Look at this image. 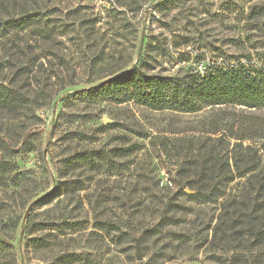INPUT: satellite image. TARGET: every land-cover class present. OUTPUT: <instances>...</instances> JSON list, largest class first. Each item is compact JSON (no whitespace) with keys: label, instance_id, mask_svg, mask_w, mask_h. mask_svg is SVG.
I'll use <instances>...</instances> for the list:
<instances>
[{"label":"rangeland","instance_id":"1","mask_svg":"<svg viewBox=\"0 0 264 264\" xmlns=\"http://www.w3.org/2000/svg\"><path fill=\"white\" fill-rule=\"evenodd\" d=\"M41 1L45 13L55 8L72 25L48 42L23 38L42 53L34 66L43 65L38 75L50 103L33 119L0 114V166L12 172L0 189V229L20 220L10 242L17 264H264L263 239L260 245L256 234L244 225L234 230L226 218L225 235L217 230L222 200L187 202L178 167L160 152L165 138L208 142L220 159L231 153L236 141L225 136L222 145L220 134L209 133L210 111L181 116L74 97L143 62L152 73L173 76L203 74L222 61L258 63L264 0ZM247 147L264 166V140L243 142ZM244 182L236 176L227 196ZM256 216L252 230L262 228ZM258 216L264 223V211Z\"/></svg>","mask_w":264,"mask_h":264},{"label":"trees","instance_id":"2","mask_svg":"<svg viewBox=\"0 0 264 264\" xmlns=\"http://www.w3.org/2000/svg\"><path fill=\"white\" fill-rule=\"evenodd\" d=\"M41 2L44 4L45 0ZM17 8L20 11L12 14L11 10ZM47 11L45 13L39 7V0L17 3L0 0V77L7 75L5 80L0 78L2 116L8 113L17 119L26 112L33 119L36 117L34 112L51 101L44 91L45 80L38 75L43 65L39 71L34 66L42 53L23 41L27 37L48 42L52 36L59 35L58 32L63 35L72 25L70 18L58 19L55 8ZM33 54L34 57L30 58ZM248 62L222 61L208 64L203 74L189 70L174 76L152 73V67L143 62L140 68L100 81L96 87L81 90L74 97L80 100L107 98L119 105L134 103L149 112L181 116L210 111L215 127L209 133L220 134L218 141L222 145L228 144L225 136L236 141L231 153L227 151L220 159L217 148L208 142L193 144L165 138L159 142L160 152L178 167L180 195L187 202L207 205L222 200L217 230L225 235L221 220L226 218L234 230L244 225L249 236L256 234L261 245L264 223L258 214L264 211L263 159L255 148L243 149V142L264 140V55L257 59L258 63ZM52 71L57 77L56 70ZM7 77L9 84L6 83ZM146 136L142 135L144 139ZM236 176L245 178L243 189L236 196H227ZM11 177L8 165L0 166V189L10 183ZM186 189L188 191L184 192ZM256 213L262 228L252 230V216ZM19 224L17 219L7 228L0 229V259L7 258L10 264H17L10 242Z\"/></svg>","mask_w":264,"mask_h":264},{"label":"water","instance_id":"3","mask_svg":"<svg viewBox=\"0 0 264 264\" xmlns=\"http://www.w3.org/2000/svg\"><path fill=\"white\" fill-rule=\"evenodd\" d=\"M136 250H137V252H138V254H137V259H138V260H141V259H142V255H141V252H140L139 244L137 245Z\"/></svg>","mask_w":264,"mask_h":264}]
</instances>
